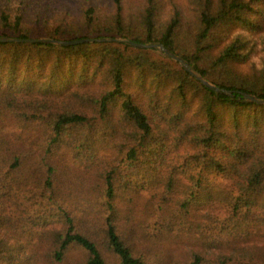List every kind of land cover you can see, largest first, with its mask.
<instances>
[{"label": "trees", "instance_id": "1", "mask_svg": "<svg viewBox=\"0 0 264 264\" xmlns=\"http://www.w3.org/2000/svg\"><path fill=\"white\" fill-rule=\"evenodd\" d=\"M0 264H264V0H0Z\"/></svg>", "mask_w": 264, "mask_h": 264}, {"label": "water", "instance_id": "2", "mask_svg": "<svg viewBox=\"0 0 264 264\" xmlns=\"http://www.w3.org/2000/svg\"><path fill=\"white\" fill-rule=\"evenodd\" d=\"M84 42L94 43V42H114V43H126L130 45L131 47L140 48V49H154L156 52L165 57L168 58L174 62H177L180 64V66L187 71L196 81H198L201 85L206 87L207 89L215 92L216 94H224L226 96H229L231 98H235V94L231 91H227L224 89H220L217 86L213 85L211 82L204 79L202 76H200L198 73L193 71V69L188 65V63L183 60L181 57L175 55L174 53L168 51L165 49L161 44L159 43H151V44H139V43H133L128 41L127 39H121V38H107V39H80L75 41H56L52 39H29V40H22V39H16V38H10V37H0V43H51L56 44L60 46H72L81 44ZM239 99H243L245 102L255 103L258 105H264V99H259L255 97L254 95L247 94L244 92H239Z\"/></svg>", "mask_w": 264, "mask_h": 264}]
</instances>
